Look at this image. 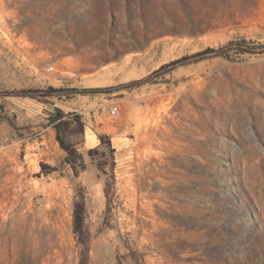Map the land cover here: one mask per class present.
<instances>
[{
  "label": "rangeland",
  "instance_id": "rangeland-1",
  "mask_svg": "<svg viewBox=\"0 0 264 264\" xmlns=\"http://www.w3.org/2000/svg\"><path fill=\"white\" fill-rule=\"evenodd\" d=\"M0 264H264V0H0Z\"/></svg>",
  "mask_w": 264,
  "mask_h": 264
},
{
  "label": "trees",
  "instance_id": "trees-1",
  "mask_svg": "<svg viewBox=\"0 0 264 264\" xmlns=\"http://www.w3.org/2000/svg\"><path fill=\"white\" fill-rule=\"evenodd\" d=\"M57 110L60 111V108H57ZM58 140L60 141L62 147H63L65 150L68 151V153H69L70 156L74 155L75 150H73V149L71 148V146L67 145V144L64 142V140H62V139L60 138V136H58ZM111 150L114 151V148H111ZM76 217H77V225H76V228H75V232H76L77 234H80V233H82L83 222H81V221H82V220H81V217H79L78 215H77Z\"/></svg>",
  "mask_w": 264,
  "mask_h": 264
},
{
  "label": "built area",
  "instance_id": "built-area-1",
  "mask_svg": "<svg viewBox=\"0 0 264 264\" xmlns=\"http://www.w3.org/2000/svg\"><path fill=\"white\" fill-rule=\"evenodd\" d=\"M47 71H52L54 70V66L53 65H50L46 68ZM109 112H110V115L113 116V117H116L119 113V106L118 105H112L110 106L109 108Z\"/></svg>",
  "mask_w": 264,
  "mask_h": 264
}]
</instances>
